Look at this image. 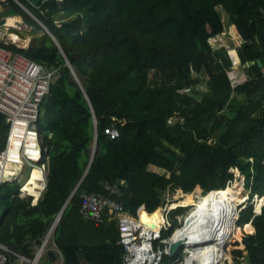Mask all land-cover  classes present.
<instances>
[{"label":"trees","instance_id":"trees-1","mask_svg":"<svg viewBox=\"0 0 264 264\" xmlns=\"http://www.w3.org/2000/svg\"><path fill=\"white\" fill-rule=\"evenodd\" d=\"M2 4L0 19L22 17L33 40L28 48L0 46L58 69V77L39 118L46 188L32 205L31 197L19 196L18 182L0 185V243L33 260L67 204L39 264H125L117 222L85 220L82 195L117 187L128 212L138 216L146 205L153 216L168 191L194 194L201 187L210 198L229 190L231 170L241 167L251 198L260 199L258 213L253 204L240 213L235 230L248 232L247 254L236 249L232 264H264V65L258 62L264 60V0H41V9L28 0ZM220 8L238 28L240 61L214 42L226 31ZM60 13L68 18L57 21ZM237 64L247 80L236 86L230 71ZM96 121L98 145L87 173ZM111 127L118 138L105 134ZM10 129L0 112V150ZM230 199L238 208L234 194ZM189 210L171 211L162 239L183 226ZM181 256L182 248L163 260L177 264Z\"/></svg>","mask_w":264,"mask_h":264},{"label":"built area","instance_id":"built-area-1","mask_svg":"<svg viewBox=\"0 0 264 264\" xmlns=\"http://www.w3.org/2000/svg\"><path fill=\"white\" fill-rule=\"evenodd\" d=\"M50 1L61 3L63 0ZM262 72L264 73V67ZM57 74L58 69H49L20 52L0 46V112L11 123L7 146L0 150V185L12 182L17 177L16 173L8 171L10 165H24L31 169L39 167L44 172L43 189L45 188L46 164L41 163L43 151L39 118L42 103L50 95L51 84L57 79ZM246 80L247 74L237 75L234 77V84L237 86ZM105 134L111 139L120 135L116 127L106 129ZM29 194L24 190L22 197ZM120 198V190L112 186H105V190L100 193L84 194L81 214L85 219L97 223L106 220L118 222L121 244L126 250V264H168L163 260V255H172L167 245L170 237L162 239L161 232L170 228L168 215L177 208H170V199L167 198V205L162 209L164 223L155 231L141 222L143 210L153 214L147 210L146 205L140 207L138 216H134L127 211ZM184 218L180 217V220L183 221ZM53 233L54 228L46 234L42 243L44 246L37 250L33 260L18 253L16 248L0 243V264H39ZM156 241L164 243L165 248L161 247V243L156 247Z\"/></svg>","mask_w":264,"mask_h":264},{"label":"bare ground","instance_id":"bare-ground-1","mask_svg":"<svg viewBox=\"0 0 264 264\" xmlns=\"http://www.w3.org/2000/svg\"><path fill=\"white\" fill-rule=\"evenodd\" d=\"M17 23L16 20H10V26ZM14 38L18 41L21 40L16 36ZM18 169H20V165H10L8 171L16 173ZM32 170V179H30L31 181L25 191H29L30 196L34 197V199H39L40 192L44 186V172L39 167H34ZM192 195H194L195 208L190 213L192 215L189 223L182 229L175 230L177 233H174V236L169 241L180 239L185 241L184 245L187 247V255L183 264H224L225 259L230 254L226 251L230 236H227L226 239L225 236L236 222L230 212L236 214L237 208L232 205L229 198L230 195L228 196V191L226 190L210 198H202L199 201L200 195H197V193ZM181 197L182 194L179 195V198ZM169 206L170 208H178L182 206V203H173ZM159 209L161 210L153 216L147 211L141 212L143 216L141 222L151 230H159L160 225L164 223L163 210L162 208ZM161 215L163 218H161ZM224 239L225 244L223 243Z\"/></svg>","mask_w":264,"mask_h":264},{"label":"rangeland","instance_id":"rangeland-1","mask_svg":"<svg viewBox=\"0 0 264 264\" xmlns=\"http://www.w3.org/2000/svg\"><path fill=\"white\" fill-rule=\"evenodd\" d=\"M219 11L222 12V18L224 20V24H225V27H226V31L221 36L216 37L214 42L216 44L221 45V46L227 47L229 50L233 51L237 55L238 61H240L239 56H238V51H239V48L241 46V42H240V39H239L238 30H237V28L235 26H232L230 24V22H228V19H227V16H226L224 10H222L220 8ZM14 19L17 22H19L21 20L19 18H14ZM10 20H9V22H10ZM15 25L16 24H14L12 26H15ZM26 28L27 27L25 25L19 24V27L16 30H18L21 34H27V33L30 32V30H32V29H26ZM8 32H10V31H8ZM21 37L23 39V35H21ZM21 42H22V40H21ZM21 42H19V43H21ZM239 71H240V68H239V66L237 64V65H234L233 69L230 71V74L233 77H236L237 75L239 76L242 73H244V72H239ZM238 73H240V74H238ZM171 122H172V120H171ZM260 139L264 143V135L263 134L260 136ZM94 147H95V144H94ZM30 168H31L30 166H23V167H21V169L23 171L22 174H25V173L26 174H29V169ZM152 169L155 170V171L163 172L160 168H158L156 166H154ZM32 172H33V170H31L29 180L32 179V177H31ZM231 172L234 173L235 180H234L233 185L230 186L229 190H226V191H228V196L231 193L234 194L235 197H236V199H237V201L240 204L238 205V208L236 209V214L230 212V214L233 216L234 220L236 219L235 220L236 222L234 223V226H232L227 231L226 236H225V239H226L227 236L228 237L230 236L228 245L226 247V251L228 252V254L229 253L230 254H229V257L227 259H225V263L224 264H226V263H231L232 264L234 262V251L236 249H242V250H244V254L245 255L247 254V250H245V245L243 244V238H244V236L246 234H248V232H245V231L243 232V228H242L243 226H242L241 227L242 228V234L240 236H238V233L236 232L235 228H236V225H237V220L240 217L241 211L243 209L247 208L249 205L253 204V206H254V212L256 213L257 212L256 206H257V203H258V199H260L257 196L251 198L250 191L246 189L245 183H246V180L248 178V174L245 172V169H243L241 167H235V168H233L231 170ZM40 177H41V175H40ZM21 179L19 178V181L26 180V179H23V178H21ZM29 180L27 182V185H29V183L31 181V180L30 181ZM239 181L243 182L244 190L237 188V187L240 186ZM236 189H238L240 192H242V197L245 198L244 201L240 202V199L236 195L237 194ZM194 193H197V195H200L199 196L200 198L198 199V201L200 199H202V198L208 197L207 195L204 194V191L200 187L197 188ZM180 194H182V197L181 198H179V195ZM193 196L194 195H192V194H184V192L182 190H178V191H171L170 190V191H168V198L170 199V203L169 204L172 205L173 203H177V204H181L182 203V206H180V207H189L190 208L189 213L195 208V206H194L195 201L193 200ZM175 197H177V198H175ZM229 198H230V196H229ZM230 201H231V199H230ZM189 213H188V215H189ZM4 216H5L4 213L2 211H0V223L3 221ZM186 217H185V219H186ZM161 218H163L162 215H161ZM141 219H143V216L142 215H141ZM163 221H164V218H163ZM182 228H183V226L180 227V228H178L177 231L179 229H182ZM177 231H175V233H177ZM178 235H180V234H178ZM233 237H235V238H233ZM225 239L223 240V243L224 244H225ZM50 241H49V243H50ZM168 241H169V239H168ZM158 242L161 243V241H158ZM49 243H48V245H49ZM235 243L238 244V245H235V247H234V244ZM48 245H47L46 248H48ZM167 245H169V242H168ZM164 248H165V246H164ZM180 248H182V256L177 259V261H178L177 264H183V262L185 261L186 255H187V247L185 245L184 246L182 245ZM26 264H30V263H26Z\"/></svg>","mask_w":264,"mask_h":264},{"label":"crops","instance_id":"crops-1","mask_svg":"<svg viewBox=\"0 0 264 264\" xmlns=\"http://www.w3.org/2000/svg\"><path fill=\"white\" fill-rule=\"evenodd\" d=\"M29 1V4H30V6L31 7H38L39 9H41V5H39V2L41 1V0H28ZM3 2H6V0H0V13H4L5 11H6V8L3 6ZM23 5V4H22ZM23 7V6H22ZM27 8V7H26ZM26 10V9H25ZM28 10V11H27ZM27 12L37 21V22H39V24H43L39 19H38V17L31 11V10H29L28 8H27ZM14 18H19V19H21L15 26H10V22H9V20L11 19V20H15ZM68 17H67V15L65 14V13H60V14H58L57 15V21H62V20H65V19H67ZM0 21H5L6 23L5 24H0V33H2V39L0 40V43H2V44H5V45H7V46H9V45H18L20 48H28L30 45H31V43H32V40H33V36H32V28L29 26V25H27L26 23H25V21H24V19L22 18V17H20V16H15V17H9V18H1L0 19ZM19 24H21V25H25L27 28L26 29H32V30H30V32L29 33H27V34H21L18 30H16V29H18V27H19ZM44 25V24H43ZM45 26V25H44ZM46 27V26H45ZM47 28V27H46ZM48 29V28H47ZM8 31H10V32H8ZM21 35H23V39H22V37H21ZM18 37V38H20L21 40H22V42H21V40H15V38L14 37ZM19 42H21V43H19ZM262 65V64H261ZM263 66V65H262ZM246 74V72H244V73H242V75H245ZM24 165H20V169H18L17 171H16V175H17V177L15 178V180L14 181H12V182H9V183H14V182H18L20 185H22V187H21V193H20V197L22 198V199H26V198H29V197H31L32 198V205H36L37 203H38V201H39V199L42 197V194H43V192H44V190H45V188H46V185H47V173H48V165L46 164V170H45V188L44 189H42L41 190V192H40V197H39V199H34V197H32V196H30V194L27 196V197H22V193L24 192V188H27L28 187V185H27V182H28V180H29V178H30V173H31V168L29 169V174H22L23 173V171H22V169H21V167H23ZM22 174V175H21ZM19 178L21 179V178H23V179H26V180H23V181H19ZM18 179V180H17ZM22 180V179H21ZM30 181V180H29ZM199 188V187H198ZM201 188V187H200ZM24 189V190H23ZM202 189V188H201ZM29 192V191H28ZM167 194V198H168V193H166ZM34 200V201H33ZM38 200V201H37ZM36 201V202H35ZM63 210V209H62ZM82 215V214H81ZM59 216V215H58ZM57 216V217H58ZM57 217L55 218V220H54V222H53V224L50 226V228L48 229V231H47V233L51 230V229H53L54 228V231H55V229H56V227H57V225L59 224V222H56V220H57ZM62 217V216H61ZM82 217H83V215H82ZM84 218V217H83ZM85 219V218H84ZM61 220V219H60ZM85 220H88V219H85ZM88 221H91V220H88ZM107 221H113V220H106L105 222H107ZM91 222H95V221H91ZM105 222H103V223H105ZM117 222V221H116ZM95 223H97V222H95ZM103 223H98V224H103ZM117 225H118V227H119V224H118V222H117ZM46 233V234H47ZM45 238V237H44ZM51 240V239H50ZM42 246V245H41ZM58 251V250H57ZM126 264V263H125Z\"/></svg>","mask_w":264,"mask_h":264},{"label":"water","instance_id":"water-1","mask_svg":"<svg viewBox=\"0 0 264 264\" xmlns=\"http://www.w3.org/2000/svg\"><path fill=\"white\" fill-rule=\"evenodd\" d=\"M18 3H20L19 1H17ZM20 5L21 6H23V8L24 9H26L27 10V8L24 6V5H22V3H20ZM28 11V10H27ZM33 16V15H32ZM42 26L53 36V34L42 24ZM237 28V27H236ZM237 30H238V28H237ZM54 38V37H53ZM64 56H65V58H66V60H67V62H68V66L71 68V70H72V73L76 76V74H75V72H74V70H73V68H72V66H71V64L69 63V60H68V58H67V56H66V54L64 53ZM258 62H259V64H262V65H264V60H258ZM95 126H96V129H97V136H96V142H95V147H94V151H93V154H92V158H91V160H90V163H89V166H88V169H87V173H88V171H89V169H90V167H91V165H92V163H93V161H94V158H95V156H96V150H97V145H98V127H97V121H96V123H95ZM258 197V196H257ZM258 198H260V197H258ZM167 205V194H163L162 196H160V206H159V208H164L165 206ZM66 206H67V204L64 206V208H63V210L61 211V213L59 214V216L57 217V220H56V222H59L60 221V219H61V216H62V214H63V212H64V210H65V208H66ZM261 210H262V208H261ZM261 212V211H260ZM191 213V212H190ZM189 213V214H190ZM256 213H258V212H256ZM192 214H190V215H188L187 217H186V219H185V223H184V226L185 225H187L188 223H189V219H190V216H191ZM183 226V227H184ZM175 232H173V234H174ZM173 234L171 235V237L173 236ZM170 237V238H171ZM184 243H185V241L184 240H182V239H180V240H175V241H169V248H170V250H171V253L172 254H175V253H177L178 251H179V249H180V247L183 245L184 246ZM44 246V244H42V247Z\"/></svg>","mask_w":264,"mask_h":264},{"label":"clouds","instance_id":"clouds-1","mask_svg":"<svg viewBox=\"0 0 264 264\" xmlns=\"http://www.w3.org/2000/svg\"><path fill=\"white\" fill-rule=\"evenodd\" d=\"M208 195H209V194H208ZM208 195H207V196H208Z\"/></svg>","mask_w":264,"mask_h":264}]
</instances>
